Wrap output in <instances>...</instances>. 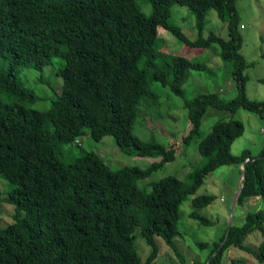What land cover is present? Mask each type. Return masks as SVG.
<instances>
[{"label":"trees","instance_id":"obj_1","mask_svg":"<svg viewBox=\"0 0 264 264\" xmlns=\"http://www.w3.org/2000/svg\"><path fill=\"white\" fill-rule=\"evenodd\" d=\"M144 2L152 6L150 15L136 0H0V172L10 183L0 202L16 209L14 221L0 226V264H153L160 252L157 237L174 251L179 264H187L175 243L181 204L190 198L189 217L200 226H213L199 211L216 197L196 192L210 173L232 164H246L238 206L250 204V212L242 226L234 224L226 240L227 231L207 260L190 264H223L231 247L253 252L264 264V148L258 156L248 150L241 156L233 153L246 131L235 117L218 121L201 137L211 107L232 116L242 109L264 116V101L250 99L245 88V72L255 62L242 53L238 0ZM175 4L194 16V41L170 23ZM210 10L227 23L229 38L215 32L204 36ZM160 27L201 51L217 45L223 59L236 65L239 95L225 100L216 91H205L187 97L183 86L189 71L206 66L157 49ZM53 58L65 62L58 70L63 91L49 111H42L34 106L40 96L23 84L22 69L43 70ZM156 84L183 101L189 130L182 144L197 141L206 160L184 178L149 181L175 160L177 150L133 133L140 105L149 110L159 106ZM86 129L97 142L114 136L121 151L157 160L147 167L114 169L94 150L66 147L78 145ZM144 180L148 184L139 186ZM138 228L152 248L145 262L135 245ZM257 230L263 241L253 251L246 241Z\"/></svg>","mask_w":264,"mask_h":264},{"label":"rangeland","instance_id":"obj_2","mask_svg":"<svg viewBox=\"0 0 264 264\" xmlns=\"http://www.w3.org/2000/svg\"><path fill=\"white\" fill-rule=\"evenodd\" d=\"M140 10L145 15H150L152 6L144 0H136ZM240 20V36L243 42L242 53L249 62L255 64L246 70L248 77L246 92L250 99L264 101V0H238ZM170 23L177 26L185 36L194 41L198 32L195 27L194 16L186 6L175 4L172 8ZM210 32L229 38L227 23L218 16L215 10L208 11L206 15V27L204 36ZM156 48L166 54L182 56L194 63L204 64L205 69H191L184 83V92L187 97H192L200 92L216 91L225 100H232L239 95L234 70V61L223 59L217 45H213L207 51L188 46L185 42L174 36L166 28L158 29ZM65 66L62 58H53L43 69L24 67L22 69V81L28 88L34 90L39 100L34 106L42 111H49L52 101L63 91V80L58 75V70ZM160 94L159 106L146 109L140 105L138 111L140 118L137 120L133 133L144 141H156L168 147L175 145L176 158L156 170L149 181H159L167 176L186 177L187 174L205 164V158L198 153L197 141L188 146L182 144V139L189 130L187 111L183 108V101L177 98L169 88H162L158 84L152 85ZM240 120L245 125V134L233 145V153L241 156L245 151H250L252 156H258L264 148V116L242 109L236 116L228 111L209 108L201 124V137L207 136L213 126L222 119ZM79 150H94L114 168L123 166L147 167L154 160L153 156L127 154L121 151L114 136H108L101 141H95L86 129L80 137L78 145H67ZM243 166L239 164L223 165L210 173L204 184L196 192L197 196L212 195L216 200L207 209L200 210V214L213 222V226H200L189 217L193 210L190 198L181 204V218L179 223L180 234L175 237V243L185 262L190 264L194 261H205L219 244L222 243L233 215L234 224L242 226L248 213L250 204H234L242 184ZM6 174L0 172V199L7 197L10 183L4 179ZM148 180L139 181L138 185L144 187ZM16 214L15 206L0 202V226H8L14 221ZM136 248L143 262L147 260L152 248L147 245L141 236V229L136 230ZM263 241L260 230L250 234L246 241L247 246L253 251H258ZM159 256L153 264H179V259L174 251L166 244L162 237H157ZM198 243L209 244L206 248H199ZM223 264H263L253 252L239 247H231L225 253Z\"/></svg>","mask_w":264,"mask_h":264},{"label":"water","instance_id":"obj_3","mask_svg":"<svg viewBox=\"0 0 264 264\" xmlns=\"http://www.w3.org/2000/svg\"><path fill=\"white\" fill-rule=\"evenodd\" d=\"M245 174H246V164L243 166V170H242V184H241L240 191L238 192L237 197H236V201H235V204H234V209L236 208L237 204L239 203V199H240L241 195L244 192L243 180L245 179ZM234 219H235V216L233 215L226 240L229 238V235H230V233H231V231L233 229Z\"/></svg>","mask_w":264,"mask_h":264}]
</instances>
